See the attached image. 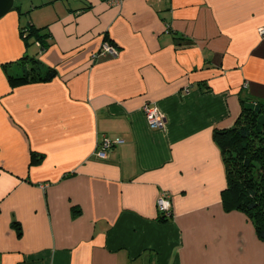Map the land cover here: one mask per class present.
<instances>
[{
    "label": "crops",
    "instance_id": "obj_1",
    "mask_svg": "<svg viewBox=\"0 0 264 264\" xmlns=\"http://www.w3.org/2000/svg\"><path fill=\"white\" fill-rule=\"evenodd\" d=\"M17 7L0 20V264H264L253 224L223 208L214 139L242 101H264V0ZM27 25L46 51L25 44ZM104 43L117 54L93 59ZM27 56L56 77L12 88ZM104 138L122 143L100 159Z\"/></svg>",
    "mask_w": 264,
    "mask_h": 264
},
{
    "label": "trees",
    "instance_id": "obj_2",
    "mask_svg": "<svg viewBox=\"0 0 264 264\" xmlns=\"http://www.w3.org/2000/svg\"><path fill=\"white\" fill-rule=\"evenodd\" d=\"M13 10H19L15 6ZM22 14V13H21ZM32 25L21 29L26 45L39 43L41 52L49 47L48 35ZM16 73H8L12 88L33 83H47L56 77L54 69L45 67L38 59L24 57ZM218 145L226 170L227 187L222 192L226 212L243 213L253 224L257 237L264 242V101L248 98L242 101V114L235 126L216 130ZM35 155L32 156L33 163ZM161 221H165L162 216ZM19 236L21 228L14 223Z\"/></svg>",
    "mask_w": 264,
    "mask_h": 264
},
{
    "label": "built area",
    "instance_id": "obj_3",
    "mask_svg": "<svg viewBox=\"0 0 264 264\" xmlns=\"http://www.w3.org/2000/svg\"><path fill=\"white\" fill-rule=\"evenodd\" d=\"M170 1V0H167ZM109 7H120L124 0H105ZM260 36L264 37V28L259 30ZM39 44V43H38ZM40 45V44H39ZM116 55L117 50L109 43H104L101 50L93 55V59H98L102 55ZM147 121L152 129H164L165 128V116L159 112L157 108L146 106L144 108ZM121 141H112L108 138H104L101 143L97 145V157L100 159H107L109 153L113 148L121 144ZM157 210L161 216H170L172 213V205L170 196L166 193L161 194L157 199Z\"/></svg>",
    "mask_w": 264,
    "mask_h": 264
},
{
    "label": "water",
    "instance_id": "obj_4",
    "mask_svg": "<svg viewBox=\"0 0 264 264\" xmlns=\"http://www.w3.org/2000/svg\"><path fill=\"white\" fill-rule=\"evenodd\" d=\"M16 0H0V20L15 7Z\"/></svg>",
    "mask_w": 264,
    "mask_h": 264
},
{
    "label": "rangeland",
    "instance_id": "obj_5",
    "mask_svg": "<svg viewBox=\"0 0 264 264\" xmlns=\"http://www.w3.org/2000/svg\"><path fill=\"white\" fill-rule=\"evenodd\" d=\"M24 0H16L15 6H17L20 2H22ZM26 1V0H25Z\"/></svg>",
    "mask_w": 264,
    "mask_h": 264
}]
</instances>
